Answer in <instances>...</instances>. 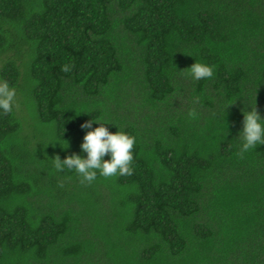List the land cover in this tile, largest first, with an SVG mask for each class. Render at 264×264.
<instances>
[{"label":"trees","instance_id":"trees-1","mask_svg":"<svg viewBox=\"0 0 264 264\" xmlns=\"http://www.w3.org/2000/svg\"><path fill=\"white\" fill-rule=\"evenodd\" d=\"M8 93L0 264H264V144L238 138L264 116V0H0ZM92 116L135 136L132 175L55 169Z\"/></svg>","mask_w":264,"mask_h":264},{"label":"clouds","instance_id":"clouds-1","mask_svg":"<svg viewBox=\"0 0 264 264\" xmlns=\"http://www.w3.org/2000/svg\"><path fill=\"white\" fill-rule=\"evenodd\" d=\"M187 68L194 81L211 79L215 75L214 66L197 59ZM12 97L13 94L8 93L6 98L0 99V109L4 112L12 110ZM247 105L251 106V110L242 109L243 128L238 136L241 140V155L250 149H256L257 145L264 144V116L257 110L256 100L254 105L251 103ZM94 123L98 126L93 127ZM109 123L117 125L103 117L93 118V116L82 123L81 128L85 130V134L81 143V151L86 153V156L75 153L64 159L57 156L54 159L55 169L60 172L65 169L74 171L81 178V182L86 184H92L98 176L109 178L132 175L136 138L129 132L121 130L118 125L117 131H110L106 126Z\"/></svg>","mask_w":264,"mask_h":264}]
</instances>
